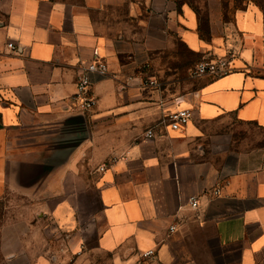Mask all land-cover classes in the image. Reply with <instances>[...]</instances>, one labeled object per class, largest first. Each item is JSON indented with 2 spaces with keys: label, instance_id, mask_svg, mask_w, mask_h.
Returning <instances> with one entry per match:
<instances>
[{
  "label": "crops",
  "instance_id": "1",
  "mask_svg": "<svg viewBox=\"0 0 264 264\" xmlns=\"http://www.w3.org/2000/svg\"><path fill=\"white\" fill-rule=\"evenodd\" d=\"M223 2L0 0V200L39 192L59 229L75 236L73 264H173L191 219L212 225L238 264H264V14L248 6L227 16ZM194 55L228 59L235 71L198 78L178 98L159 80L186 78ZM96 59L110 74L91 77L88 140L44 172L46 143L71 119L78 74ZM180 109L193 118L173 130L163 120ZM230 122L263 135L219 162L201 159L213 128ZM34 169L43 173L27 189ZM77 206L86 217L73 214ZM150 250L156 257L144 259Z\"/></svg>",
  "mask_w": 264,
  "mask_h": 264
},
{
  "label": "rangeland",
  "instance_id": "2",
  "mask_svg": "<svg viewBox=\"0 0 264 264\" xmlns=\"http://www.w3.org/2000/svg\"><path fill=\"white\" fill-rule=\"evenodd\" d=\"M223 4L227 16L248 6H256L264 14V0H224ZM190 60L194 69L201 58L194 55ZM191 74L190 70L184 79H161L159 82H164L166 87L178 94V98L187 97L195 89L198 79ZM212 134L201 151V159L215 163L219 162L220 153L238 146H253L257 143L256 138L263 135L256 128L237 122H230L227 127H215ZM74 140H77L76 136L71 142ZM68 143L66 138L59 142V146L66 147ZM228 156L233 157L232 154ZM39 199V192L13 190L0 200V264H34L41 257L53 261L58 258L59 264H73L79 252L72 249L75 236L59 229L58 218L51 208H42ZM80 209L77 206L73 214L86 217V206ZM187 229L186 235L178 237L175 242L173 264H238V254L220 247L212 225H202L191 219Z\"/></svg>",
  "mask_w": 264,
  "mask_h": 264
},
{
  "label": "built area",
  "instance_id": "3",
  "mask_svg": "<svg viewBox=\"0 0 264 264\" xmlns=\"http://www.w3.org/2000/svg\"><path fill=\"white\" fill-rule=\"evenodd\" d=\"M10 49H15L14 44L11 43L8 45ZM235 69L231 66V61L225 58L217 59V60H202L200 61L192 70V77L201 78V77H212V78H220L231 74ZM93 74H99L101 76H108L110 74L108 65L100 59H96L93 62L83 66L81 71L78 74L77 78V88L78 91L70 98V102L72 104V112H82L89 113L91 112L97 105V99L92 95V80L91 77ZM148 86H158V83L155 80L148 79L146 83ZM193 118V110L192 109H180L169 113L163 120V122L171 127L173 130H181ZM155 136L154 129H148L146 132V138L152 139ZM105 166L101 168V171H104ZM212 196L219 197L222 194V187L217 186L211 192ZM190 206L192 210H198L199 208V198L198 196H193L190 201ZM176 230L175 226L170 228L171 232ZM144 259H150L156 257V251L150 250L144 252L142 254Z\"/></svg>",
  "mask_w": 264,
  "mask_h": 264
},
{
  "label": "water",
  "instance_id": "4",
  "mask_svg": "<svg viewBox=\"0 0 264 264\" xmlns=\"http://www.w3.org/2000/svg\"><path fill=\"white\" fill-rule=\"evenodd\" d=\"M70 117L71 119L66 121V123L62 125V127L56 129L58 133L50 136L49 140L46 143L47 149L50 151V154L48 158V165L45 166L46 168L42 169L44 172L51 169V167L55 166L57 163H61L64 160L67 161L72 156L74 151L78 147H80L86 140H88L89 134L86 114L82 112H72L70 114ZM73 125H75V127H77L78 129H75ZM74 136H76L77 140L71 142ZM66 138L69 142L68 146H63L62 148H60L59 142L65 141ZM42 173H40V171L38 172V169H34V173L32 175L33 177L31 178V180L29 181L27 177V179H25L26 181L23 182V185H27V189H29V186L31 185H33L32 187H36V181L40 178V175Z\"/></svg>",
  "mask_w": 264,
  "mask_h": 264
}]
</instances>
